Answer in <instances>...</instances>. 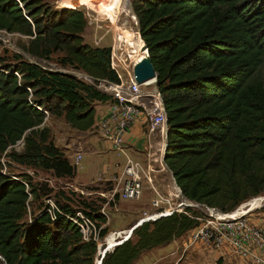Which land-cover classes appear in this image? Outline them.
Here are the masks:
<instances>
[{"label":"trees","instance_id":"trees-1","mask_svg":"<svg viewBox=\"0 0 264 264\" xmlns=\"http://www.w3.org/2000/svg\"><path fill=\"white\" fill-rule=\"evenodd\" d=\"M77 6L52 10L41 0H0V30L26 36L22 49L33 57L52 62L59 53L58 68L21 53L0 55V254L7 264H95L99 252L66 217L71 205L57 201L62 214L55 221L43 206L32 214L29 201L40 188L29 174L2 169L5 156L56 178L75 177L76 164L46 121L63 118L73 130L89 131L96 104L112 99L97 87L101 79L119 82L111 48L84 42L87 20ZM131 9L157 72L168 123L164 161L178 188L222 211L262 195L264 0H131ZM85 212L106 222L103 214ZM198 223L185 212L145 221L132 230L135 240L108 248L102 264H133Z\"/></svg>","mask_w":264,"mask_h":264},{"label":"rangeland","instance_id":"rangeland-1","mask_svg":"<svg viewBox=\"0 0 264 264\" xmlns=\"http://www.w3.org/2000/svg\"><path fill=\"white\" fill-rule=\"evenodd\" d=\"M41 2L52 10L73 9L74 5H79L76 9L84 12L87 20L84 31L85 43L93 47H112L115 42H119L130 55H135L132 52L134 49L126 39L127 35H133L137 39L139 36L141 40L137 18L131 9V0H41ZM99 8L108 12L111 16L102 12ZM27 41L28 38L22 34L0 30V55L9 57L11 54L21 53L27 60L38 65H49L52 68L59 67L56 63L59 53L53 55L52 62L33 57L22 49ZM70 71L75 72L73 69H70ZM81 77L86 81L88 80L84 75ZM46 122L51 129L55 143L63 147L67 156L71 158V162L74 165L76 164L77 175L73 178H56L50 171L36 170L25 165L8 163V159L5 157H2V161L7 165H3L2 169L14 174H29L36 187L40 188L38 197L31 196L29 201L32 214H36L39 208L44 207L47 193L51 194L49 197L55 202L67 203L75 210L83 209L96 217L103 214L106 217V222L103 224L107 229V234L100 243L101 254H103V249L106 246L110 248L115 243L122 241L124 237L135 240L131 230L147 214L153 216L170 206L175 209L183 207L203 213L201 208L188 205L190 201L183 196L182 192L178 191L172 172L168 168L159 174L156 179L155 186L158 192L147 186L138 199L121 200L118 195L112 197L113 181L104 178L99 180L98 178L106 164L112 161L121 162L125 160V156H118L116 153L106 150L104 148L106 147L105 143L101 142L96 131L79 133L73 130L63 118H49ZM22 147L23 142L20 141L15 149L20 151ZM81 153L83 157L80 163L77 164L75 158ZM255 217H264V206L261 210L255 212L253 218ZM187 239L188 233L162 246L145 250L133 264H254L250 260L240 259L234 252L235 257L233 256L230 262L221 257L220 252L213 247L196 246L189 248L183 254V247ZM0 264H4V262L0 261ZM95 264H100L98 250L95 256Z\"/></svg>","mask_w":264,"mask_h":264},{"label":"built area","instance_id":"built-area-1","mask_svg":"<svg viewBox=\"0 0 264 264\" xmlns=\"http://www.w3.org/2000/svg\"><path fill=\"white\" fill-rule=\"evenodd\" d=\"M110 48L112 52L111 68L117 73L119 82L115 83L106 79L99 80L97 87L109 93L112 99L107 101V116L100 121L96 128L112 151L125 156L121 166V174L117 177L112 190V197L118 195L121 200H134L142 195L147 186L156 191L155 183L158 175L167 170L164 161V142L168 131L167 111L164 108L162 94L156 87V80L153 83L138 82L134 71L137 62L134 64L133 55H130L126 49L124 50L119 42H115ZM72 73L78 77L84 75L88 82L94 83V79L85 72L75 70ZM141 116L145 118L144 123L148 131L158 133L162 139L155 151H151V146H149L143 158H135L126 152V135ZM81 157V154L76 156L77 164ZM2 163L6 166L5 162L2 161ZM3 171L5 172V169ZM178 191L181 192L179 188ZM257 199L262 200L253 204L252 202ZM165 200L170 201L169 199ZM188 201H190L188 205L201 208L203 213L195 214L197 211L192 209L183 207L175 209L170 206L164 208L161 213H155L156 216H154L155 214L153 216L147 214L133 228L148 220L155 221L162 216H170L175 212H185L199 223L189 230L184 250L195 246H208L215 249L227 248L242 260H250L254 264H264V226H258L250 219L253 213L263 208L264 193L242 202L232 211H222L190 199ZM43 209L53 221L57 219L59 214H62L57 203L51 197H47ZM65 215L76 225L84 241L94 242L98 245V253H100V243L104 237L102 236L104 224L100 225L83 209H77L65 213ZM108 248L109 246H106L103 249L101 259ZM0 261L7 264L4 255L0 254Z\"/></svg>","mask_w":264,"mask_h":264},{"label":"crops","instance_id":"crops-1","mask_svg":"<svg viewBox=\"0 0 264 264\" xmlns=\"http://www.w3.org/2000/svg\"><path fill=\"white\" fill-rule=\"evenodd\" d=\"M107 107H108V102H100V103L96 104V106H95V112H96L95 128L92 129L93 131H91V130H89V131H91V132L96 131L97 132V128H96L97 125L100 123V121L102 119H104L107 116V112H106ZM144 121H145V118L143 116H141L140 119L132 127L130 132L126 135V152L130 156L132 155V157H135V158H143L145 156V152H146V150H148L149 146H151V149H150L151 151H155L157 149L158 145L161 143V139H162V137H160L158 133H153L151 131H148V128L145 127ZM99 137L101 139V142L103 144L105 143V145H106V147H104V148L108 151L114 152L110 149L109 144L103 139V137L101 135H99ZM164 143H165L164 144V150H165V146L167 144V136L165 138ZM114 153H116V152H114ZM81 155L83 157L82 153H81ZM121 155H123V154H121ZM121 155H118V156H121ZM82 157H81V159H82ZM69 159L71 161V158H69ZM75 161H76V158H75ZM80 161H79V163H80ZM123 162H124V160L121 162L112 161V162L106 164L104 166L103 170L101 171V174H100L98 179L101 180V178H104V179L112 180L113 185H114L117 177L119 176V174H121V166H122ZM254 215H255V213H253L250 216L251 221L256 225L263 227L264 226V217L253 218ZM184 248H185V245L183 247V250H184ZM190 248H192V247H190ZM205 248H208V246H205ZM215 250L219 251L221 257H224L225 259L229 260L230 262L232 261L233 256L235 257V254L232 251H230V249L223 248V249H215ZM187 251H188V249L184 250L183 254H185ZM183 254H182V256H183Z\"/></svg>","mask_w":264,"mask_h":264},{"label":"water","instance_id":"water-1","mask_svg":"<svg viewBox=\"0 0 264 264\" xmlns=\"http://www.w3.org/2000/svg\"><path fill=\"white\" fill-rule=\"evenodd\" d=\"M142 51L147 52L146 55L141 58L139 60V62L134 66V71H135V75L137 76V81L138 82H145V81H149V80H156L157 79V72L154 69L152 60L148 54L147 48L145 46V44L142 47ZM134 228H132L133 230ZM131 230V232H132ZM128 240V238H124L123 241ZM123 241H119L117 243H115L113 246L115 245H119L122 244ZM106 253V251H105ZM105 255V254H104ZM103 255V257H104ZM102 260L100 261V264H102Z\"/></svg>","mask_w":264,"mask_h":264},{"label":"bare ground","instance_id":"bare-ground-1","mask_svg":"<svg viewBox=\"0 0 264 264\" xmlns=\"http://www.w3.org/2000/svg\"><path fill=\"white\" fill-rule=\"evenodd\" d=\"M122 8V7H120ZM126 11V10H124ZM126 39H128L129 41V45L134 49L133 52L135 55L132 56L133 62L134 64H136V62H138L141 58H143L147 52L142 51V47H143V41L140 40V37L138 36V39L136 37H134L133 35H127ZM155 80H150L148 81V83H153ZM262 199H257L255 201H253L252 203H256L257 201H260ZM159 215V214H157ZM156 216V214L154 215Z\"/></svg>","mask_w":264,"mask_h":264}]
</instances>
